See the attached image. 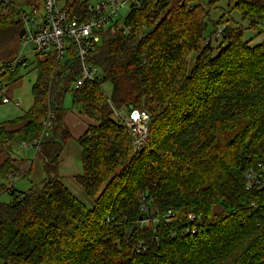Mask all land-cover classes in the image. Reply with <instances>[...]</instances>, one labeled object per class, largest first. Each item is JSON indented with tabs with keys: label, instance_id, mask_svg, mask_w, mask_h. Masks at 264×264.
Wrapping results in <instances>:
<instances>
[{
	"label": "trees",
	"instance_id": "trees-1",
	"mask_svg": "<svg viewBox=\"0 0 264 264\" xmlns=\"http://www.w3.org/2000/svg\"><path fill=\"white\" fill-rule=\"evenodd\" d=\"M43 1L0 0L3 85L21 80L16 75L26 67H12L23 40L19 8L31 11ZM59 1L69 19L87 18V0ZM226 1L228 11L213 20L216 0H141L123 23L99 31L89 61L101 80L77 90L80 63L72 48L63 59L54 51L35 55L33 103L11 121L24 125H0L8 153L0 195L12 196L0 201V264H264V181L248 189L245 178L264 163V39L256 45L244 39L249 29L264 35V0ZM105 83L112 84L111 96ZM69 92L73 108L92 120L77 140L82 173L75 177L90 205L59 175L73 138L64 117ZM130 107L150 114L138 151L113 117ZM51 113V137L40 141ZM34 142L46 177L20 192L15 184L29 179L32 166L22 172L11 151ZM168 210L171 224L162 217ZM189 214L204 227L182 237ZM146 218L151 222L142 228Z\"/></svg>",
	"mask_w": 264,
	"mask_h": 264
},
{
	"label": "built area",
	"instance_id": "built-area-1",
	"mask_svg": "<svg viewBox=\"0 0 264 264\" xmlns=\"http://www.w3.org/2000/svg\"><path fill=\"white\" fill-rule=\"evenodd\" d=\"M1 1L8 6L13 2V0ZM140 3L141 0H102L96 3L87 0V18L83 21L69 19L63 6L59 5V0H44L41 6H34L31 11L19 8L25 33L20 45L21 51H19L13 67L19 63L27 66L29 56H33L34 60L37 53L49 51L56 52L58 58L63 59L67 56L68 50L72 48L80 63V75L74 84V89H79L87 80L100 81L99 67L89 61L91 52L101 42L99 31L113 27V22L116 21L121 8H130L133 5L140 6ZM223 30L224 25H220L213 39H220ZM29 43H32V47H28ZM2 90L5 91L6 87L4 86ZM10 101L11 99L8 96L3 99L5 103ZM15 104L21 105V101L16 100ZM113 117L121 121L131 135L135 151L140 150L149 136L150 114L148 111L138 108L128 109L127 111L115 109ZM53 119L54 114L51 113L43 121L44 131L40 141L48 140L51 137ZM38 143L34 142L32 145L26 143L24 145L35 147ZM245 178L248 189L261 187L264 181V163L249 169L245 174ZM173 215L174 212L168 210L162 217L166 223L171 224ZM186 221L187 226L181 231L182 237L195 235L204 227L203 222L199 221L194 214H189ZM150 222L149 218L141 219V227L147 226ZM140 250L141 247L138 251L140 252Z\"/></svg>",
	"mask_w": 264,
	"mask_h": 264
},
{
	"label": "rangeland",
	"instance_id": "rangeland-1",
	"mask_svg": "<svg viewBox=\"0 0 264 264\" xmlns=\"http://www.w3.org/2000/svg\"><path fill=\"white\" fill-rule=\"evenodd\" d=\"M98 1H102V0H92V2H94V3L98 2ZM216 1L217 2L215 3V9L210 14V18H212L213 20H217L220 17V15L223 14V12H225V11L227 12L229 9V3L226 0H216ZM59 5L63 6V2L59 1ZM230 5L232 6L233 4H230ZM129 10H130L129 7L121 8L119 10L117 17H116V21H118L119 23H123L128 12H129ZM231 17L234 20H236L237 22H242L241 16L237 11H232ZM243 24L246 25L247 23L244 22ZM212 29H213V27H212V24L210 23L208 33H210L212 31ZM257 33H258L257 31L249 29L245 32L244 39L245 40L252 39L251 44L256 45L264 39L263 34L258 35ZM212 41H213L214 45H217L216 39H213ZM17 47H18V44L16 45V48ZM28 47H32V43H29ZM24 55H25V53H24ZM196 56H197L196 52H193L190 55V57H189L190 68L194 65ZM28 59H29V64L26 67H23L21 69L20 73L16 75L17 78L22 76L21 81L17 82V86L14 89V98L16 100H19V101L21 100V105L19 107H17L14 104L15 102L10 103V104H0L1 105L0 106L1 111H4L6 115H8V113L11 114L7 118H14V117L21 115L25 110H28L30 108V106L32 105V102H33L32 87H33V84L35 83L36 78H37V70L34 69V65L32 63L33 56H29ZM3 73H5V69H3V64H0V76ZM4 83L0 82V85L2 84L1 86H4L3 85ZM103 89L108 96H111L112 91H113V87H112L111 83H105L103 85ZM0 98H2L1 88H0ZM72 101H73V95H72V93L69 92L66 94V97H65V108L67 109L66 114H64L65 119H66V115L74 112V109L78 110L77 108H73ZM75 127H77V126L75 125ZM24 144H26V143H24ZM70 147H71L70 144L67 143L65 149L62 152V156H61V160H62L63 159V153L66 150H69L70 153L67 157H69L68 158V166L70 168H66V165H63L62 171L65 174H67L68 172H73L72 175H74V174L81 172L82 166H81V163L79 161L78 155L76 153L77 151H76V149L74 150V144L71 148ZM22 148H23V146H22ZM22 148H20V146L13 147L11 154L17 158L28 157L29 159H33V157H35L34 156L35 155V153H34L35 148L34 147L29 146L27 148H23V149ZM71 179L72 178L69 179V178L65 177V180L68 183L73 181V179H72V181H71ZM72 183H75L76 187L78 186V188H79L78 192L79 193L81 191V194H80L81 196L77 195V193H74V194L79 199L86 201V202L87 201L89 202L88 198L86 197V195L84 193L83 188H81L82 186L78 182H75V181H73ZM15 185H16L17 190L20 192H21V190H28L31 186L29 180H27V179L17 180ZM11 200H12V196L8 192H4L0 195V201L1 202H10Z\"/></svg>",
	"mask_w": 264,
	"mask_h": 264
},
{
	"label": "crops",
	"instance_id": "crops-1",
	"mask_svg": "<svg viewBox=\"0 0 264 264\" xmlns=\"http://www.w3.org/2000/svg\"><path fill=\"white\" fill-rule=\"evenodd\" d=\"M19 81H21V80H19ZM4 86L6 87V90H5L6 92L5 91L2 92V89H3ZM4 86H1L0 85L1 93H2V98H0V104H10V103H14L16 101V99L14 98V89L17 86V82L14 83V84H12V85H10V86H6V85H4ZM6 96H8L11 99L10 102H6V103L3 102V99ZM16 106L19 107L20 105H16ZM9 115H11V114L8 113V115H6L4 111H1L0 110V125L2 124L8 130H15V129H18V128H20V127H22L24 125L23 122L17 123V124H13V122H11L12 120L16 119L20 115L17 116V117H14V118H7V117H9ZM65 121H66L67 125L69 126V128L71 129V132L73 134V138L71 139L70 142H68V144H70L71 147L74 144V150L76 149V151H77L76 153H77L78 158H79V161L81 163V150H82V148L79 145V143H78L77 140H78V138L81 135H83L85 133V131L87 130L88 124L92 123V120L89 119L87 116H84V115L80 114L79 110H75L74 109V112H72L71 114L69 113L68 115H66ZM75 125L77 127H75ZM20 148H22V146H20ZM23 148H27V147L24 145ZM12 150H13V148H12ZM11 153H12V151H11ZM34 153H35V151H34ZM69 153H70L69 150H66L63 153V159L62 160L60 159V163H59V175L61 176L62 181L66 184V186L73 193H77V195H80L81 194V191H80V193L78 192V189H79L78 186L76 187V184L75 183H72V182L73 181L77 182L76 179H75V177L78 174H81L82 173V169H81V172H79L77 174H74V175H72L73 172H68L67 174H65L62 171L63 165H66V168H70L68 166V158L69 157H67L69 155ZM7 157H8V153H6L4 151L3 146L0 144V166L5 162V160L7 159ZM15 158H16V160L14 161V163H15V165H18V167L21 169L22 172L27 171L30 168V166H32V171H31V174H30L29 179H28L29 182H30V185H32V184H39V183H41L45 179L46 174H45L44 164H43L42 159H40V158H38L36 156L33 157V159H29L28 157H19V158L15 157ZM81 166H82V163H81ZM65 177H67L69 179L72 178L73 181L71 179L72 182H69L68 183V182H66ZM21 180H23V179H21ZM15 187H16V185H15ZM81 188H83V187H81ZM21 191L23 192V191H26V190H21ZM83 202H85L88 205L91 204V201L90 200H89V202L88 201L87 202L86 201H83Z\"/></svg>",
	"mask_w": 264,
	"mask_h": 264
},
{
	"label": "water",
	"instance_id": "water-1",
	"mask_svg": "<svg viewBox=\"0 0 264 264\" xmlns=\"http://www.w3.org/2000/svg\"><path fill=\"white\" fill-rule=\"evenodd\" d=\"M24 33H25V29L22 28L21 31H20V33H19V36H20V37H23V36H24ZM129 109L131 110V109H133V108L130 107Z\"/></svg>",
	"mask_w": 264,
	"mask_h": 264
}]
</instances>
